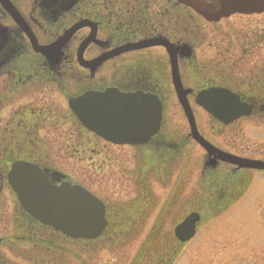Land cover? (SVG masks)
<instances>
[{
	"label": "flooded vegetation",
	"instance_id": "af4514ba",
	"mask_svg": "<svg viewBox=\"0 0 264 264\" xmlns=\"http://www.w3.org/2000/svg\"><path fill=\"white\" fill-rule=\"evenodd\" d=\"M158 42L164 44L151 45ZM166 45L175 52V78L185 100L194 103L199 96H208L207 100L251 103L253 117L264 124V13L233 14L209 21L176 0H0V183L4 185L10 165L23 160L42 169L59 170L66 176L64 180L84 186L89 168L96 173L111 168L121 172L135 188L121 203L95 191L107 215L119 212L110 236L74 240L39 222H30L33 242L20 245L16 239H1L0 264H21L11 260L9 253H18L31 264H67L71 255L80 264H89L88 256L80 251H93L98 244H127L128 239L113 236L122 229L146 228L156 204L152 182L163 185L174 181L170 186L174 203L183 181L201 178V173V180L212 187L216 181L226 183L225 198L239 196L247 170H235L224 163L200 170V162L192 160L194 149L199 147L193 139L182 149L175 147L188 136L189 128L180 131L175 127L173 131L167 116L166 128L171 133L164 132L160 142L143 146L141 154L128 146L132 156L125 160L117 148L127 146L114 145L93 134L68 107L67 100L74 95L103 91L107 86L149 91L152 76L164 102H178ZM126 48L129 50L118 54ZM104 54L113 56L94 70L84 64ZM120 70L128 76H120ZM247 119L214 125L211 132L225 137L223 129L228 128L237 133L239 123ZM188 146L192 148L186 151ZM244 146L228 152L244 156L234 151ZM73 161L78 175L71 169ZM194 164L196 172L190 168ZM5 188L15 197L8 186ZM200 197L190 200L192 205L185 210L194 207ZM179 205L182 209L184 204ZM169 209L167 203L159 208L148 226L152 231L138 252L110 254L101 264L167 262L165 253L146 251L154 230L163 227V216L167 219ZM78 245L82 246L79 252ZM20 246H26L25 251ZM235 256L230 254L227 260ZM238 256L240 261L247 259L245 253Z\"/></svg>",
	"mask_w": 264,
	"mask_h": 264
},
{
	"label": "water",
	"instance_id": "95a60500",
	"mask_svg": "<svg viewBox=\"0 0 264 264\" xmlns=\"http://www.w3.org/2000/svg\"><path fill=\"white\" fill-rule=\"evenodd\" d=\"M192 7L209 20H217L230 14L254 13L264 11V0H179ZM81 54V53H80ZM112 54L100 56L92 61H85L86 66L94 70ZM154 74V73H152ZM128 76V75H127ZM125 75V77H127ZM138 77V76H137ZM152 89L144 94V88L136 90V95L123 93L125 89L107 94L91 93L70 100L69 104L80 120L92 121L93 130L116 143H130L145 146L160 142L163 103L159 84L150 77ZM179 91V89H178ZM180 103L191 125L193 136L208 152L226 162H232L248 168L264 169V162L239 159L216 150L197 132L194 118L188 102L180 94ZM110 101V102H109ZM113 102V105L112 103ZM86 103L89 104L87 117L82 114ZM205 110L223 122L248 114L249 107L237 102H198ZM227 112V114H226ZM230 112V113H228ZM226 114V115H225ZM87 120V121H89ZM215 160L211 163L214 164ZM59 175L57 172L53 174ZM10 184L16 191L21 205L33 218L45 224L53 225L57 230L72 237L92 239L98 237L106 228L104 206L87 190L78 185L64 183L54 186L50 180L30 164L18 163L10 173ZM197 214L189 215L175 227V235L181 241L189 240L195 233Z\"/></svg>",
	"mask_w": 264,
	"mask_h": 264
},
{
	"label": "rangeland",
	"instance_id": "374dc122",
	"mask_svg": "<svg viewBox=\"0 0 264 264\" xmlns=\"http://www.w3.org/2000/svg\"><path fill=\"white\" fill-rule=\"evenodd\" d=\"M190 104L193 108L198 126L207 139L210 137L212 140L222 143L225 149L228 148L227 150H233L231 148H236L238 145L243 146L245 143V149H235L234 151H238V153L252 158H264V124H259L261 121H258L255 117L247 121L242 120L243 122L239 123L240 126L238 127L237 133L236 130L231 131L226 128L224 129L226 134L225 137L222 135L216 136L211 132V130L213 132L214 130L206 114L195 106L194 103L191 102ZM167 118L173 123V125H171L173 131H175V127L180 131L188 127L177 102L168 103ZM168 132L171 133V131ZM120 148H117V150L124 155L123 158L125 160V157L132 156V151L129 147ZM191 148V146H188L186 151H189ZM202 152L203 151L199 147L194 149L192 160L195 161L196 164L202 162ZM196 164H194L195 167L190 166L195 172L197 169ZM75 165L73 161L71 169L78 175L79 169L75 167ZM191 176H194V174H191ZM196 176H198V174ZM199 178L200 177L189 178L188 181H183V189L179 191L180 197L178 196V200L175 203L173 202L175 198H170V186L174 181L170 180V182L163 183V185L152 182V190L154 191L153 194L155 195L156 204L152 207L151 215L146 222L147 225L144 226L146 228L142 229L139 226V230L141 231L140 235L133 234L135 231L134 229L126 238L129 240L128 243L121 244L114 250L104 249L98 252L85 254L88 256L89 264H101L103 257L109 258L110 254L136 253L143 239L147 238L152 231L148 230V226L154 221L159 208L166 203L170 208L167 210V219L164 220L163 216V227L154 230L153 235H151L152 244L148 246L146 252L155 253L157 246L165 241L164 245L169 248V253L171 249L174 248L173 246L176 245L172 237L174 222L183 215L181 212L183 213L188 206L192 205V200H195L197 195H202L203 182L200 178L201 183L199 185L197 182ZM84 181L91 189L97 193H102L108 198L110 197L109 199L113 201H115V199L126 201L135 190L133 183L125 179L121 175V172L112 170L111 168H105L103 172L99 171L98 173L93 171L92 168H89L88 177L85 178ZM188 201L190 202L188 203ZM179 204H184L182 209ZM13 205V200L8 190L5 188L0 195V237L8 235V233L12 231ZM203 210L207 212L206 217L208 216V219L203 220L199 232L181 251V255L176 264H256L253 263L256 257L250 255L242 262L233 259L228 261L227 258L231 253H236L238 257L241 247H243L242 253L250 254L251 252L258 251V248L262 246L261 251L264 254V173L256 172L248 191L223 212L222 215L212 220L214 215L211 217V212L213 209L204 208ZM137 231L138 229L136 232ZM239 242H241V244H239ZM235 247L236 250L234 251ZM20 248L24 249L22 246H20ZM8 255L11 259H14V255L10 253ZM99 255L103 256L99 257L100 259L98 261L97 257ZM17 262L21 264H31L29 261H24L21 258H18Z\"/></svg>",
	"mask_w": 264,
	"mask_h": 264
}]
</instances>
